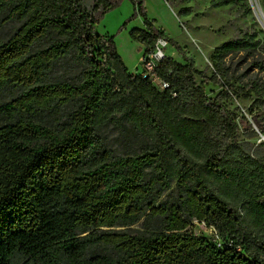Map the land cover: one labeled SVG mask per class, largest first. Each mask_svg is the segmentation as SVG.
Returning a JSON list of instances; mask_svg holds the SVG:
<instances>
[{
    "label": "trees",
    "instance_id": "16d2710c",
    "mask_svg": "<svg viewBox=\"0 0 264 264\" xmlns=\"http://www.w3.org/2000/svg\"><path fill=\"white\" fill-rule=\"evenodd\" d=\"M124 1L0 0V264H264V143L241 140L226 105L234 94L264 105V81L238 89L224 63L264 47L224 43L211 77L168 57L161 91L98 32ZM130 1L145 55L160 38L182 53ZM198 77L222 91L209 96ZM195 221L227 243L189 232Z\"/></svg>",
    "mask_w": 264,
    "mask_h": 264
},
{
    "label": "rangeland",
    "instance_id": "374dc122",
    "mask_svg": "<svg viewBox=\"0 0 264 264\" xmlns=\"http://www.w3.org/2000/svg\"><path fill=\"white\" fill-rule=\"evenodd\" d=\"M142 1L148 18L166 33L167 38L181 47L182 53L176 46L170 44L166 50L167 56L180 63H184L185 57L192 59L196 69L201 72L206 71L208 77L213 74L212 57L215 50L224 43L253 36L264 47V25L257 15L261 10L264 12V0H241L238 4L221 8H214L213 0L179 1L177 6L169 4L166 0ZM185 8L190 9L191 13L182 17L180 11ZM135 14V5L132 1L125 0L118 8L107 13L97 27L100 34L114 37L117 51L122 58L124 56L126 61H129L130 55L133 56L132 63L139 60L138 56L146 47L140 41H132L130 38L133 29H145L143 17L140 15L135 17ZM252 58L264 61V53L257 50L252 51L249 56L242 52L224 60L225 67L229 70L230 81L238 89L247 88V85L255 80L264 81L263 72L257 69L250 70ZM197 79L211 97H216L222 91L220 87L205 82L201 77ZM254 101L255 98L243 99L234 94L231 100L226 101V105L230 110L239 109L241 126L239 137L250 142L254 149H257L258 145L264 143V133L255 126L252 116L257 115L260 119H264V105L257 106ZM243 117L247 118L252 127H249ZM108 134L112 139L116 135L112 131ZM260 151L264 154V147ZM135 229H139V226ZM188 230L219 245L227 243L215 228L207 227L204 223L195 221Z\"/></svg>",
    "mask_w": 264,
    "mask_h": 264
},
{
    "label": "built area",
    "instance_id": "2783aa9c",
    "mask_svg": "<svg viewBox=\"0 0 264 264\" xmlns=\"http://www.w3.org/2000/svg\"><path fill=\"white\" fill-rule=\"evenodd\" d=\"M170 46V43L165 38H160L155 44V47L150 54L145 55L141 60V72L140 75L144 79H151L154 84L161 90L168 89L169 84L157 75V70L161 67L162 63L168 58L166 50Z\"/></svg>",
    "mask_w": 264,
    "mask_h": 264
},
{
    "label": "crops",
    "instance_id": "0c3cea01",
    "mask_svg": "<svg viewBox=\"0 0 264 264\" xmlns=\"http://www.w3.org/2000/svg\"><path fill=\"white\" fill-rule=\"evenodd\" d=\"M139 29H143V28H139ZM130 38H131V36H130ZM131 40H132V38H131ZM133 41V40H132ZM139 47V46H138ZM142 47H143V45H142ZM145 51H146V47L144 48V50H143V52L138 56L139 57V60L136 62H134L133 61V63H132V61L131 60H133V56H131L130 55V57H129V61H126V59H125V57L123 56V58H124V62H125V64H126V66L128 67V69L132 72V73H134V74H139L141 71H140V68H141V60H142V58H143V56H144V53H145Z\"/></svg>",
    "mask_w": 264,
    "mask_h": 264
},
{
    "label": "bare ground",
    "instance_id": "6f19581e",
    "mask_svg": "<svg viewBox=\"0 0 264 264\" xmlns=\"http://www.w3.org/2000/svg\"><path fill=\"white\" fill-rule=\"evenodd\" d=\"M257 15H259L258 17H259L260 21L262 22V24L264 25V12L261 10V12H259V14H257Z\"/></svg>",
    "mask_w": 264,
    "mask_h": 264
}]
</instances>
